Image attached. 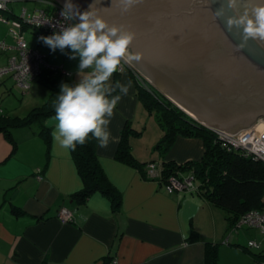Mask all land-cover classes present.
I'll return each instance as SVG.
<instances>
[{
  "label": "crops",
  "instance_id": "crops-1",
  "mask_svg": "<svg viewBox=\"0 0 264 264\" xmlns=\"http://www.w3.org/2000/svg\"><path fill=\"white\" fill-rule=\"evenodd\" d=\"M22 2L40 4L34 11L51 6L50 0H12L11 17L20 16L23 10L34 12ZM18 8L21 10L16 12ZM9 36L11 28L1 25L0 43L14 47L15 39ZM14 54V50L0 52V67ZM46 61L51 66L47 54ZM7 78L0 80V87H6ZM120 79L121 83L131 81L132 88L122 96L109 124L112 142L107 148L98 147L102 167L121 193L117 211L101 193H94L82 204L72 198L83 189V181L72 153L54 147L52 129L46 124L49 144L31 128L14 131V146L0 133V264H107L112 258L119 264H206L207 244L219 248L218 242L229 231L227 213L193 189L167 192L159 181L162 172L157 179L147 176L150 163L161 166L164 161H200L204 155L201 139L178 137L164 157L159 152L158 160L153 156L145 162L133 153L144 164L142 168L116 159L122 132L128 123L133 125L142 105L131 69L127 68ZM29 92L24 94L28 97ZM35 104L28 100V106ZM0 112L10 113L2 106ZM63 208L73 215L69 223L60 219ZM194 232L198 239H191ZM231 241L228 237L225 242ZM252 256L259 262L255 254Z\"/></svg>",
  "mask_w": 264,
  "mask_h": 264
},
{
  "label": "water",
  "instance_id": "water-1",
  "mask_svg": "<svg viewBox=\"0 0 264 264\" xmlns=\"http://www.w3.org/2000/svg\"><path fill=\"white\" fill-rule=\"evenodd\" d=\"M72 3L133 33L131 61L199 124L235 134L264 116V45L250 39L239 48L242 29L228 30L235 13L227 0H139L127 12L121 0Z\"/></svg>",
  "mask_w": 264,
  "mask_h": 264
},
{
  "label": "trees",
  "instance_id": "trees-1",
  "mask_svg": "<svg viewBox=\"0 0 264 264\" xmlns=\"http://www.w3.org/2000/svg\"><path fill=\"white\" fill-rule=\"evenodd\" d=\"M36 11H44L46 14H50L53 10L50 6L48 9ZM7 12L10 16L11 11ZM49 35L52 36L53 34ZM41 42L44 43L42 40ZM121 75L119 71L114 74L113 85L116 81L121 82ZM133 77L138 86V96L141 103L150 112H156L158 122L163 130L162 139L156 147L163 155L162 157L171 150L178 137L198 138L203 141L204 155L200 161L185 163L164 161L161 165L162 177L159 181L161 183L166 182L170 176H175L181 181L193 177L195 185L193 190L227 213L231 230L237 229L240 218L248 212L264 210V162L246 157L240 151L229 150L222 144L215 132L196 122L167 98L159 96L151 87L145 86V83L136 78V75H133ZM37 80L50 89V94L44 104L32 108L23 117L1 112L0 133L13 146L15 144V130L23 128L34 130L36 126L39 129L34 131L43 137L47 144L50 143V130L45 128L44 125L47 119L54 115L57 95L60 94L61 86L67 81L66 71L62 68L49 66V68L43 70L42 75ZM114 94H119L118 90ZM132 130V125L128 123L122 132L116 159L134 168H142L144 164H141L134 157L129 142L128 134ZM98 147L96 140L89 139L86 144L83 146L78 145L77 149L71 152L77 172L84 184L83 189L74 194L72 198L82 204L94 193H101L112 201L113 208L117 211L121 206V193L112 185L106 175L99 158ZM185 172H190V175H183L182 173ZM196 182H198V185H196ZM13 211L19 213L18 209H13ZM196 238L198 239V236L194 232L191 239L195 240ZM207 245L206 264H219L218 245L211 243ZM255 257L264 260L263 253H255Z\"/></svg>",
  "mask_w": 264,
  "mask_h": 264
},
{
  "label": "clouds",
  "instance_id": "clouds-1",
  "mask_svg": "<svg viewBox=\"0 0 264 264\" xmlns=\"http://www.w3.org/2000/svg\"><path fill=\"white\" fill-rule=\"evenodd\" d=\"M121 3L122 10L127 12L139 0H121ZM227 7L235 13L227 18L228 30L242 29L239 48L246 47L250 39L264 45V0H227ZM60 15L66 21L78 19V22L40 39L53 51L70 48V59L79 57L82 78L75 86H61L54 115L45 124L52 129L54 147L63 152H73L89 139L107 148L113 139L109 124L115 109L122 96H127L132 88L131 81H116L114 85L111 81L129 53L134 34L118 26H109L91 10L81 12L72 0H67ZM216 15L224 16L223 7ZM134 58L139 60L141 55L136 54ZM117 90L119 94H114Z\"/></svg>",
  "mask_w": 264,
  "mask_h": 264
},
{
  "label": "rangeland",
  "instance_id": "rangeland-1",
  "mask_svg": "<svg viewBox=\"0 0 264 264\" xmlns=\"http://www.w3.org/2000/svg\"><path fill=\"white\" fill-rule=\"evenodd\" d=\"M54 1L59 3L62 7H64L65 5L60 0H54ZM23 4L25 6H28L27 8H29L30 11H34L35 9H40L39 7L40 4L35 2H27V3L24 2ZM20 10L21 8H18L16 9V12ZM76 20L78 21V19ZM1 25L2 24H0V28ZM41 36L47 37L50 35L49 33L47 34V32H45L44 30L36 29L33 26H28L25 30V38L30 44V46L36 49H40L45 55L47 54L48 57L51 58V63H52L51 66L56 68H62L67 72V81L65 82V84L69 86H74L77 83H79L82 78L78 67L79 57L77 56L76 59H70V56L72 55V51L70 48H65L63 50L57 48L55 51H53L49 46L41 42L40 40ZM9 38L13 41L11 36H9ZM131 59L132 57L130 53H128L127 57L123 61L127 62V66H129L133 75L134 76L136 75V78L141 79L142 82L145 83V86L153 88L154 91L159 96L167 98L177 107L180 106L181 110L186 113L185 110L187 109L184 106H182L181 103H179L176 99H174L169 94L161 90L158 86H156L140 69H138L134 65ZM7 77L9 76H6L4 78ZM5 80H6L5 85L7 89L6 87L5 88L0 87V111L2 106L3 109L5 108L8 109V111L12 113L13 116L14 115L15 116L18 115L21 117L26 116L31 111L32 108L36 107V106H28L27 105L28 100L29 103H34V104L36 103L35 105L40 106L47 101L48 96L50 94V89L45 84L40 83L38 80L33 82L28 97L24 94L21 88L16 86L13 78L10 77ZM10 89H12L13 92H11ZM2 91H4L5 93L2 94L1 93ZM10 107H12L13 109L16 108V111L11 110ZM187 112L190 113V111L188 110ZM261 118H264V116L258 117L255 123ZM132 127L133 130L131 131V133L130 134L127 133V134L129 137V142L132 145V149L135 157L138 159L143 158L145 159L144 160L145 162H147L148 159H151L153 156L156 158V160L160 159L159 151L156 149V147L162 139L163 130L158 122L156 112H150L149 110L146 109V107L143 104L140 105L138 112L135 114V121L133 119ZM38 129L39 128L37 126L34 127L35 131H38ZM196 185H198V182H196ZM228 237L232 239L231 241L232 244H228L227 242H225ZM249 242H255L260 244V248L259 249L251 248L250 250L248 247ZM218 243L220 244L219 245L220 264H264L263 259H261L258 262V260H256L251 253L252 251L254 254L255 253L258 254L261 252H263L264 254V233H262L261 230L243 227L231 231L229 228L227 234L224 235L223 239L220 240ZM235 244H240L245 249L247 248V250H245L242 246H237Z\"/></svg>",
  "mask_w": 264,
  "mask_h": 264
},
{
  "label": "built area",
  "instance_id": "built-area-1",
  "mask_svg": "<svg viewBox=\"0 0 264 264\" xmlns=\"http://www.w3.org/2000/svg\"><path fill=\"white\" fill-rule=\"evenodd\" d=\"M10 2L11 0H0V24L11 28V36L15 39L16 45L13 47L2 42L0 43V52L14 50L15 54L10 57L9 63L6 66L0 68V79L9 76L13 78L19 88L24 92H28L33 82L42 75L45 68H49V65L46 62V55L40 49L31 47L26 40V28L33 26L36 29H41L55 35L61 32L63 27H67L78 21L76 19L72 21L64 20L60 15L64 7L54 0L50 2L53 10L50 14H46L44 11L29 13L23 10L20 17L11 18L7 12L10 11ZM127 68H129L127 62L122 60L119 72L123 73ZM209 130L215 132L222 144L229 150L240 151L246 157H252L264 162V118H261L249 128L235 134L217 129ZM147 176L151 179L160 178L161 166L156 163L148 164ZM38 178L42 179L40 175ZM193 181V177L181 181L175 176H170L166 182H163V185L166 187L167 192L173 193L174 191L193 189ZM59 216L64 223H69L73 219L71 211L66 208L60 211ZM243 227L258 229L264 233V210H252L242 216L237 224V229ZM248 247L250 249H259L260 244L249 242ZM107 264H119V262L117 259L112 258Z\"/></svg>",
  "mask_w": 264,
  "mask_h": 264
}]
</instances>
